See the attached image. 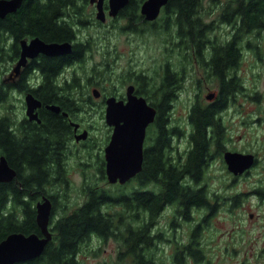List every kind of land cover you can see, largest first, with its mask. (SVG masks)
<instances>
[{
    "label": "trees",
    "instance_id": "16d2710c",
    "mask_svg": "<svg viewBox=\"0 0 264 264\" xmlns=\"http://www.w3.org/2000/svg\"><path fill=\"white\" fill-rule=\"evenodd\" d=\"M139 1L130 0L127 10L134 12ZM87 3L88 0H22L15 11L0 17V38L7 33L16 41L26 36H38L47 42L69 41L72 32L63 17H72L70 10L80 11L78 17H84L81 8ZM206 3L220 6L212 20H208L202 10ZM170 10L175 17L173 26L180 34L179 39L174 40L179 54L187 63L194 55L204 72L216 80L218 91L212 101L201 103L196 99L185 123L179 126L171 120V112L185 84H179L180 80L169 74L168 62L162 66L160 84H137L140 94L157 100L153 102L157 114L149 129L153 138L150 136L145 148L142 169L125 184H111L114 190L87 186L84 189L86 200L81 205L71 211L62 206L58 213L56 196L47 195V190L51 191L56 183L62 182L58 179L63 172L59 169L58 153L67 134L64 122L59 116H47L44 127L31 126L29 136L15 142L7 118L0 117V156L4 155L18 172V181L0 182V241L12 232L39 235L35 204L43 196L52 202L51 239L40 256L14 264H86L79 256L90 247L93 239L103 242L110 239L118 245L114 259L101 264H163L156 256L157 243L164 240L157 225L162 214L169 210L172 216L181 214L187 220L193 210L207 211L201 223L191 228L186 243L172 242L175 248L171 263L213 264L198 237L199 230L207 226L218 205L216 193H212L213 203L207 189L209 169L212 160L224 150L222 112L242 91L243 83L237 71L239 59L244 48L251 47L245 39L248 35L257 38L261 31L264 32V0H171ZM218 24L229 27L228 39L223 42L214 34ZM255 47L253 50L260 59L258 47ZM76 50L46 60L45 81L48 84L46 91L40 93L45 101L55 98L54 93L59 89L64 97L72 96L78 89V84H64L58 88L52 83L54 74L67 63L82 58V51ZM1 85L0 102L4 100ZM172 134H186L187 146L183 152L175 146L173 157L169 158L166 149ZM101 169L105 177L103 165ZM254 193L264 199V183L258 185ZM241 197V193L233 195L230 207L238 206L243 200Z\"/></svg>",
    "mask_w": 264,
    "mask_h": 264
},
{
    "label": "rangeland",
    "instance_id": "374dc122",
    "mask_svg": "<svg viewBox=\"0 0 264 264\" xmlns=\"http://www.w3.org/2000/svg\"><path fill=\"white\" fill-rule=\"evenodd\" d=\"M81 9L84 17H94L95 8L93 9L88 3ZM70 11L74 15L76 10ZM219 11V5L213 8L206 3L203 7L208 20L214 19ZM122 22L121 18L112 22L108 19L104 26L94 25L90 29L85 28L80 31L83 34L82 37L89 33L96 39V45L93 47V64L95 62L101 64L109 56L114 55L115 50L118 52L127 47L124 38L130 32L121 29ZM218 27L214 34L223 42L228 39L229 27L224 24H218ZM139 33L142 34L133 43L137 47L135 59L138 61V69L147 72L149 76L152 73L155 74L159 84L162 77L161 67L168 62L171 75L180 80L179 84L181 82L185 84L176 97L171 112V120L178 122L177 125L181 126L185 123L188 110L196 99L206 103L209 102L205 98L208 93H217L216 80L204 72L202 64L195 61L194 55L187 63L185 61L187 59L179 54V49L174 43L175 39L166 40L160 32L156 33L146 28ZM107 38L110 39V43L116 44V47L108 46ZM246 40L251 47L244 48L242 51L237 70L243 83L242 91L234 96L228 108L222 112L221 122L225 126L224 150L252 153L256 161L248 173L234 177L226 169L219 155L212 160L207 189L213 203L215 198L212 193H216L218 205L214 214L208 219L207 226L199 230L198 237L213 264H264V199L258 198L254 193L255 188L264 183V54L262 53L264 32L261 31L257 38L248 35ZM255 46L258 47L260 59L253 50ZM9 56V44H1L0 84L11 66ZM93 64L85 65L83 67L85 70L78 67L81 84L72 92V96H69L74 99H84L77 102L80 108L76 113L78 121L90 132V138L87 141L68 143L72 149V155L64 168V180L56 183L51 191L47 190V195L56 196L58 213L61 212L62 206L67 211H71L81 205L86 200L87 192L84 189L87 186H95L96 189L115 187L109 184L101 173L104 161L103 150L108 143L111 127L105 122V103L101 101V97L94 98L91 91L93 88H98L104 94L102 96L115 94L116 97H120L125 96L128 84H119L116 79L120 75L119 63L117 67H112L104 75L101 73L106 66L102 64L96 69L98 72L92 73ZM173 67L174 70H172ZM87 78L90 80L88 81ZM147 92L149 93L148 87ZM89 96L90 100H85ZM20 100L21 97L9 104L10 99L6 97L0 103V117L8 116L19 121L23 115ZM152 101L157 100L153 98ZM90 106L93 109H89ZM149 133L153 136L151 131ZM185 140L186 138L183 137L181 141L176 139L178 143L174 141L177 150L181 152L185 150L187 146ZM237 193L242 194L243 200L238 206L231 208V197ZM206 213L205 210L202 212L193 210L191 221L182 217L181 214L172 216L170 210L162 214L157 230L163 233L164 240L157 243L156 256L162 260L163 264H172L171 256L175 248L172 242L186 243L191 228L195 223H201ZM117 246L114 240L108 239L103 242L93 239L90 247L82 251L79 259L86 264L111 261L115 257ZM188 264L194 263L191 261Z\"/></svg>",
    "mask_w": 264,
    "mask_h": 264
},
{
    "label": "flooded vegetation",
    "instance_id": "af4514ba",
    "mask_svg": "<svg viewBox=\"0 0 264 264\" xmlns=\"http://www.w3.org/2000/svg\"><path fill=\"white\" fill-rule=\"evenodd\" d=\"M144 1L145 0H141L137 2L138 7L135 6V11L130 12L127 10L128 5L130 4V0H129L128 3L119 10V12L117 13L115 17H111L108 15V1L104 0L103 5H102L104 12H105L104 22L96 19L95 14H93L94 17L93 16L78 17V13H74L72 17L71 15L70 16L65 15V17H63V20L67 24H69L70 30L72 32L71 39L69 41H65L71 44V49H70L69 54L75 51V49H77L76 51L81 50L82 58L79 60H74L70 63H67L61 70H59L58 73L54 74V79L52 81V83L56 84L58 88H61V86H63L64 84H78V87H80L81 78L78 73V69L79 68L84 69L83 67L89 63L93 64V61H94V48L93 47H95L96 45V42H95L96 39L93 38L92 34L86 33L82 37L83 34L80 31L84 30L85 28L90 29L94 25L104 26L108 19H111V22H112V20L114 21V20L121 18L123 21L121 29L123 31L130 32L127 35H125L126 38H124V43L127 47H124L121 51H118V52L115 50V54L109 56L101 64L95 62V64H93L94 66L92 67V73L98 72L96 69L99 68V66H101L102 64H104L106 68H104V71L101 73L104 75L107 71H110L112 67H117V63H119L120 65L118 67L120 68V75L116 77V79L119 81V84L133 85L134 87L133 94L136 96L144 97L146 99V102L155 109L156 113H155L154 120L150 124H148L145 130V137H144L143 146H142V152H143L142 165H143L144 158H145V148H147L149 144V140L151 139L149 137L150 136L149 129L155 122L157 109L154 106L153 101L152 99H150V97L140 94L138 92L137 84H158V80L155 74L152 73L149 76L147 72L142 71V69H138V61H136L135 59L137 47L133 43H135L138 40V36L142 34L139 32H143V28L151 29L152 31H155L156 33L160 32L164 36V39L166 40L179 39L180 37L178 28L173 26L175 17L171 16L172 15V10H170L171 0H168L164 5L160 7L158 15L153 20H147L145 16L141 13V5ZM88 4L93 9L95 8V3L91 4L88 0ZM213 8H215V6H213ZM94 13H96V8L94 9ZM1 36H2V38H0L1 44L2 45L9 44V50H10V56H9L10 61L9 62H11V66L8 69L9 71L5 74L6 75L5 78L1 80L2 82L1 91L4 93V100L6 99V97L10 99L9 104H12L14 99H18L19 97H21L20 102H21V108L23 112V115L19 119V121H17L16 119L13 120L8 116H4L7 118V121H8L9 132L13 138V141L15 142L22 141L25 139V137H28L29 134L31 133V130H29L31 126L42 128L46 124L45 117L51 116V115L59 116L62 119L61 121L64 122L67 128V131H66L67 134L63 142H61L62 145L59 147L60 152L58 153L59 159H60L59 169H62L63 171L61 172L62 173L61 176L58 175V179H60V181L64 180V168L67 166L68 160L72 155V149L70 148L68 143H72V141H75V143H78L81 140L87 141L90 138V132L88 131V129L83 127L82 124L78 121L77 113H76L78 108H80L77 102L79 100H84V99L82 98L74 99L69 96L64 97L63 96L64 94L63 93L61 94V91L59 89L57 93L56 92L54 93L55 98H52L49 101H45L43 98H41L40 93L46 91L45 86L46 84H48V82L45 81V72L47 70L46 60L50 58L62 57L68 53L61 54V55H54V56H47L42 53H38L34 57L26 58L25 63L17 67V63H18V60L21 54V41L25 40L28 43L32 38L38 37V36H33V37L26 36L23 38H19L17 41L12 35L7 34V33L1 34ZM38 38L41 39L40 37ZM3 39H5V41ZM41 40L44 42H47L43 39ZM109 40L110 39L107 38L108 46L112 45L116 47V44L112 42L110 43ZM47 43H51V42H47ZM58 43H61V42H58ZM168 72L169 74H171L170 70H168ZM87 79L88 81L90 80V78H87ZM96 89L99 91V96L95 97L92 93L91 94L96 99L101 97V101L103 103H105L106 98L109 96H114L116 99L118 100L121 99L124 102H126V92H125V96H120V97H116L115 94L102 96L104 94L100 92L98 88ZM211 93H214V92H211ZM16 94L18 95L17 97H16ZM28 95H31L35 99V101L38 102V105H35L34 107L33 106L30 107L32 108V111L30 113L36 115V118H33V119H30L29 118L30 116L27 114L28 103L26 100V96ZM215 97H216V94L214 93V96L211 99V101ZM87 99L90 100V96L89 98H86L85 100ZM50 105L58 106L59 111L56 112V111L49 109L48 106ZM105 108H106V104H105ZM89 109H93V108L90 106ZM110 127H111L110 129H111V134H112L113 127L112 126ZM83 131L87 132L86 138L76 140L75 139L76 135L80 134ZM111 134H110V137H111ZM110 137H109L108 143L110 141ZM151 137L153 138V136ZM183 137L186 138L185 140V143H186L187 141L186 134L179 135V136H174V134H172L171 139L169 140V144H167V149H166L168 153L167 157L169 158L173 157V153L175 149L174 141H176V139L178 141H181ZM154 139H157V136L154 137ZM224 151L226 150H222L219 155L222 158V160H223ZM229 151H234V150H229ZM1 156H4V155H1ZM255 161H256V158L254 157V163ZM7 163L15 171V176L12 180L18 181L16 179L17 174H18L16 168L11 166L8 160H7ZM103 168H105V157L103 161ZM249 169L246 170L242 174L248 173ZM57 174H60V173L58 172ZM242 174L234 175V177L241 176ZM62 176H63V179H61ZM104 176H105V172H104Z\"/></svg>",
    "mask_w": 264,
    "mask_h": 264
},
{
    "label": "water",
    "instance_id": "95a60500",
    "mask_svg": "<svg viewBox=\"0 0 264 264\" xmlns=\"http://www.w3.org/2000/svg\"><path fill=\"white\" fill-rule=\"evenodd\" d=\"M22 0H0V17L13 12L18 8ZM104 0H89L91 4L95 3V17L99 21H105V12L102 7ZM108 15L115 17L119 10L124 7L129 0H107ZM168 0H145L141 5V13L147 20H153L159 12V9ZM71 44L69 42H51L47 43L38 37L32 38L28 43L21 41V54L17 67L24 64L26 58L34 57L38 53L47 56L61 55L69 53ZM133 85L126 87V102L118 100L114 96H109L105 100V121L107 125L112 126V134L109 143L104 148L105 157V175L109 183L123 184L133 178L142 168V146L145 137V130L155 117V109L150 106L142 96L133 94ZM92 94L97 97L99 91L92 90ZM214 93L206 95L207 100H211ZM27 114L30 119L36 118L35 114L30 113L38 102L28 95ZM34 102V103H33ZM49 109L58 112L59 107L55 105L48 106ZM86 131L76 135L75 139H85ZM223 160L227 170L233 175H240L248 170L254 163L252 153H242L226 150L223 152ZM15 176L4 156H0V182H10ZM36 224L40 229V234L21 232H12L0 241V264H14L24 262L41 255L45 245L51 239L49 222L52 212L51 200L43 196L35 204Z\"/></svg>",
    "mask_w": 264,
    "mask_h": 264
}]
</instances>
